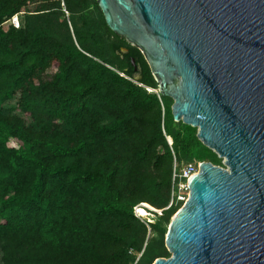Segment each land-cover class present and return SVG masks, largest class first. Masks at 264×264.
Instances as JSON below:
<instances>
[{
  "label": "trees",
  "instance_id": "1",
  "mask_svg": "<svg viewBox=\"0 0 264 264\" xmlns=\"http://www.w3.org/2000/svg\"><path fill=\"white\" fill-rule=\"evenodd\" d=\"M158 92L97 0H0V264L172 256L175 165L224 164Z\"/></svg>",
  "mask_w": 264,
  "mask_h": 264
},
{
  "label": "water",
  "instance_id": "2",
  "mask_svg": "<svg viewBox=\"0 0 264 264\" xmlns=\"http://www.w3.org/2000/svg\"><path fill=\"white\" fill-rule=\"evenodd\" d=\"M97 1L175 120L225 159L201 162L169 226L172 256L154 264H264V0Z\"/></svg>",
  "mask_w": 264,
  "mask_h": 264
},
{
  "label": "built area",
  "instance_id": "3",
  "mask_svg": "<svg viewBox=\"0 0 264 264\" xmlns=\"http://www.w3.org/2000/svg\"><path fill=\"white\" fill-rule=\"evenodd\" d=\"M12 23L18 28L21 26L19 15H16L12 19ZM200 165L201 162L198 161L187 163L179 168L177 164L175 165L173 172L172 199L168 208H170L174 204H178L179 202H186L189 199L190 197L189 181L191 177L199 171ZM138 206L135 207V213L138 217H140L137 214V210H136ZM157 212L159 213V215L163 214V210H157Z\"/></svg>",
  "mask_w": 264,
  "mask_h": 264
},
{
  "label": "rangeland",
  "instance_id": "4",
  "mask_svg": "<svg viewBox=\"0 0 264 264\" xmlns=\"http://www.w3.org/2000/svg\"><path fill=\"white\" fill-rule=\"evenodd\" d=\"M69 15V14H68ZM19 20H20V18H19ZM11 22H12V20H11ZM9 23L10 22H8L7 24H6V26H8L9 25ZM55 70H56V68L54 67V68H52V69H50L49 71H48V73L49 74H52V73H54L55 72ZM17 102H18V98H15L14 100H12V101H10V102H8L7 103V106L8 107H15L16 105H17ZM220 157V156H219ZM221 158V157H220ZM223 159V164H224V167H226V165H225V159L224 158H222ZM179 204V207L181 208L182 206H184V204H185V202H179L178 203ZM158 210V209H157ZM157 210H149V216H150V218L153 220V221H156V216L157 215H159V213L157 212ZM156 213H157V215H156ZM149 221V220H148ZM152 221V222H153ZM156 237H157V240L159 241V240H161V237L157 234V235H155ZM165 246H166V248L168 249V247H167V244H166V236H165ZM169 250V249H168ZM154 264V263H153Z\"/></svg>",
  "mask_w": 264,
  "mask_h": 264
},
{
  "label": "bare ground",
  "instance_id": "5",
  "mask_svg": "<svg viewBox=\"0 0 264 264\" xmlns=\"http://www.w3.org/2000/svg\"><path fill=\"white\" fill-rule=\"evenodd\" d=\"M159 93V92H158Z\"/></svg>",
  "mask_w": 264,
  "mask_h": 264
}]
</instances>
